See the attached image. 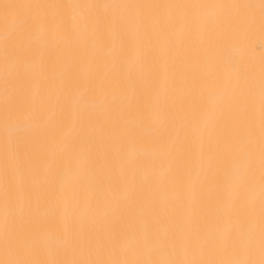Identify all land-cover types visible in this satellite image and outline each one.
Masks as SVG:
<instances>
[{
	"label": "bare ground",
	"instance_id": "6f19581e",
	"mask_svg": "<svg viewBox=\"0 0 264 264\" xmlns=\"http://www.w3.org/2000/svg\"><path fill=\"white\" fill-rule=\"evenodd\" d=\"M3 3L0 264H264V0Z\"/></svg>",
	"mask_w": 264,
	"mask_h": 264
},
{
	"label": "snow or ice",
	"instance_id": "6c2138e0",
	"mask_svg": "<svg viewBox=\"0 0 264 264\" xmlns=\"http://www.w3.org/2000/svg\"><path fill=\"white\" fill-rule=\"evenodd\" d=\"M40 8L44 7L41 5H20V4H12V3H3L0 4V8L3 9V19H4V32H3V39L5 42V62L7 65L8 61V45L10 40L16 35L17 32V24L16 19L21 14L22 10L24 8ZM72 7H80V8H99L100 5H73ZM104 7H109L108 5H104ZM111 7L114 8H120V7H127V6H121V5H112ZM193 7H200V6H193ZM225 74H219L217 79L218 80H224L226 79ZM5 92L7 94V85L5 87ZM6 100V112H7V95L5 97ZM262 107H264V93H262ZM31 116H26L25 120H30ZM26 125L21 121H10L7 118H5L4 122V131L9 139H12L14 136L16 139L20 138V133L25 130ZM234 177L240 178L245 175V169L240 166H236L233 169ZM4 205H5V215L6 218L8 214L13 210L14 208V201L12 199V186L10 184V181L7 176V165H6V176H5V186H4ZM13 264H20V262H13Z\"/></svg>",
	"mask_w": 264,
	"mask_h": 264
}]
</instances>
